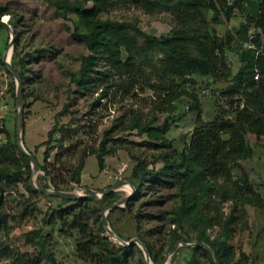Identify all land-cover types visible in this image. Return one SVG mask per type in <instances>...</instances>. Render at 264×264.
<instances>
[{"label":"rangeland","instance_id":"1","mask_svg":"<svg viewBox=\"0 0 264 264\" xmlns=\"http://www.w3.org/2000/svg\"><path fill=\"white\" fill-rule=\"evenodd\" d=\"M81 2L83 0H0V7L7 10V15L2 19L9 24L11 20L15 23L10 25V29L0 27V168L12 170L14 178L11 184L4 182L3 186V209L8 216L7 229L0 230V264H14V257L19 255L36 260L37 264H91L77 254L76 246L80 237L76 231H64L58 220L54 224L49 223L50 216L56 210L70 203L38 191L36 195H31L27 190L33 175L32 163L23 157L18 145V87L15 75L3 61L7 52L13 50L11 63L13 66L17 63V71L21 69L25 74L23 143L36 156L40 165H46L57 182L67 188L62 191L91 195L99 194L119 182L128 184L136 164L132 155L147 158L155 169L164 167L162 161L153 157L170 148L158 150L152 145L168 141L172 144L171 151H176L178 155L187 151L196 117L200 113L194 109V102L190 98L183 97L175 103L170 113L157 114L158 120L154 125L161 126L168 121L166 132L148 135L138 130L121 131L123 125L136 117L143 122L150 121L154 115L156 98L151 91L141 90L139 85L132 86L126 82L122 86L119 76L105 79L104 86L98 81L83 91L78 89L73 82V74L80 71L90 53L74 34L77 30L85 32L87 25L77 10L63 16L60 5ZM92 8L93 3H89L88 9ZM176 12V8L147 7L143 3L127 0L115 3L102 11L100 16L128 23L132 34H138L136 30L139 29L161 38L174 30ZM214 17V14L207 13L210 23ZM247 17V14L237 10L235 18L229 23L224 20L221 25L211 23V29L218 35H225L228 31L235 34ZM254 34L255 30L251 28L249 36ZM236 47L235 52L227 54L233 76L244 65L241 53L247 45ZM163 56L162 53H150L149 59L137 61H143L146 71L150 72L151 65ZM99 64L100 71L108 69L104 60H100ZM192 79H188L189 84L183 87L197 94L203 118L213 121L221 111L228 109L223 93L229 87L230 80ZM191 81H195L194 84ZM230 118L234 120V116ZM51 131H54L52 138L49 136ZM157 135L159 138H156ZM246 140L254 149L253 155L241 162V169L233 170V177L234 181L241 183L243 173L248 175L254 189L251 196L253 203H246L240 197H226L223 191L216 188L206 194L207 197L202 196L206 206L200 209L203 210L210 203V214L218 215L220 219L221 226L206 230L211 239L222 233L226 223L229 225L231 238L228 243L233 251L232 264H238L239 261L244 264H264V137L247 134ZM46 142L47 145L44 144ZM104 146L107 155L105 168L101 171L97 154ZM92 150L96 154L86 159L81 183L72 182V173L78 168L79 159L85 151ZM21 172L23 174L18 175ZM34 178L38 187L56 189L52 176H45L43 171L40 170ZM150 184H144L143 195L138 196L136 193L129 201L133 202L132 207L127 208L128 202L108 213L112 230L124 242H138L132 245L133 254L127 264H148L139 242L146 246L152 264H155L152 255L162 264H211L207 255L195 253L193 246L183 245L201 244L200 232L193 230L190 221L182 225L177 221L185 196L194 203L195 191L181 183H160L154 189H149ZM111 193L116 195L114 204L127 195H133V190L128 192L121 187ZM207 198L210 201L205 202ZM110 200L106 195L98 200L99 206L105 209ZM103 210L89 220L96 232L103 222ZM177 235L189 239L188 242H175ZM103 236L109 237L107 232ZM109 239L117 247L122 246L114 238ZM144 241L150 244L151 253ZM177 245L178 248L169 257Z\"/></svg>","mask_w":264,"mask_h":264},{"label":"trees","instance_id":"2","mask_svg":"<svg viewBox=\"0 0 264 264\" xmlns=\"http://www.w3.org/2000/svg\"><path fill=\"white\" fill-rule=\"evenodd\" d=\"M126 1L83 0L75 5L68 3L60 5L63 16L66 17L69 12L77 10L87 25L85 32L77 30L74 34L84 43L90 54L85 58L80 71L73 74V82L83 91L98 81L104 86L105 79L119 76L122 86L129 82L132 86L139 85L141 90L151 91L156 98L152 119L143 122L136 117L137 119L121 127L120 130L123 132L138 130L148 135L166 132L169 128L168 121L161 126L154 125L158 120L157 114L170 113L175 103L183 97H188L194 102V109L200 113L196 117L187 151L178 155L176 151H171L170 142L154 143L152 146L158 150L170 148L153 157L162 161L164 167L155 169L147 158L132 155L136 164L130 180L137 188L138 196L144 194L142 190L147 182L151 183L149 189L156 188L160 183L170 185L181 183L195 191L194 203L185 196L177 221L180 225L190 221L193 230L200 232L199 242L213 249L220 264H232L233 251L228 243L231 238L229 225L226 223L222 233L211 239L206 230L221 226L220 219L218 215L210 214L212 212L210 203L203 210L200 208L206 206L202 196L207 197L208 193L216 188L223 191L226 197H240L245 199L246 203H253L251 196L254 189L249 183L248 175L244 172L240 183L234 181L233 170L241 169V162L249 160L253 155L254 149L247 142L246 135L264 137V0H246L248 2L246 7L240 4L242 0H238L234 6H229L227 0H132L147 7L165 6L177 9L174 30L170 35L161 38L148 35L139 29L136 30L138 34H132L128 23L103 19L100 16L102 11L115 3ZM89 3H93L90 10ZM235 8L247 14V21L236 29L235 34L228 31L225 35H218L211 29V23L221 25L223 20L229 23L235 18ZM208 12L215 16L211 23L207 18ZM5 15L6 8L0 7V20ZM10 25L15 23L11 20ZM251 28L255 30L252 37L249 36ZM247 43H251L252 47H245L246 49L242 51L244 65L233 76L227 54L235 52L237 45L242 47ZM150 53H162L164 56L151 65V71L147 72L143 61L137 60L149 59ZM100 60L105 61L108 67L106 71L98 69ZM17 65L14 63L16 69ZM18 72L24 78V72L21 69H18ZM194 77L214 78L217 81L230 80L229 87L223 93L227 99L228 109L221 111L213 121H206L203 118L197 94L190 93L183 87L184 84H189L188 79L194 80L192 79ZM191 82L194 84L195 81ZM230 116H234V120ZM53 134L54 131H51L50 138ZM158 136L156 138H159ZM48 142L44 144L47 145ZM126 149L130 150L128 147ZM94 154H96L94 150L84 152L79 159L78 168L73 170L72 182L81 183L86 159ZM106 155L104 146L97 154L101 171L105 168ZM23 157L29 160L25 155ZM40 168L45 176H52L51 180L57 190L67 189L57 182V178L46 165H40ZM11 173L12 170L7 167L0 168V230L7 229L8 214L3 209V186L4 182L11 184L14 181ZM28 173H31L30 167ZM22 174L23 172L18 175ZM220 180L223 181L222 184L219 183ZM27 190L31 195L37 194L30 183L27 184ZM107 198L111 200L106 206L116 201L115 193L108 194ZM62 201L69 202V206L56 210L50 216L49 223L54 224L58 220L64 231L78 233L80 240L76 251L81 259L91 264H127L133 254V246L117 247L109 238L103 236L106 233L103 222L98 232L89 222L94 214L104 209L99 206L98 200L84 197ZM208 201L210 200L207 198L205 202ZM132 206L133 202L127 204V208ZM200 224L203 226L200 227ZM179 240L188 242L189 239L177 235L175 242ZM145 244L151 253L150 244L147 242ZM194 251L207 255L210 263L216 264L206 248L197 246ZM152 260L155 264H162L156 256L152 255ZM13 262L37 264L36 260L28 259L24 255L14 257ZM238 264L244 263L239 261Z\"/></svg>","mask_w":264,"mask_h":264},{"label":"water","instance_id":"3","mask_svg":"<svg viewBox=\"0 0 264 264\" xmlns=\"http://www.w3.org/2000/svg\"><path fill=\"white\" fill-rule=\"evenodd\" d=\"M0 27L6 28V29H10V24L8 22H6L4 19L0 20ZM12 51H9L5 54L4 56V63L5 65L8 67V69L15 75L16 79H17V87H18V91H17V104H18V108H19V113H18V145H19V149L21 151V153L23 155H25L32 163V178L30 180V184L33 187V189L35 191L50 195V196H55V197H59L62 199H66V200H77L80 198H84V197H89L95 200H102L106 195H108L111 192H114L118 189H120L123 185V182H119L116 185L105 189L103 191H101L99 194L94 193L91 195H81L79 192L73 191V192H68V191H61V190H57V189H47V188H42V187H38L35 183V175L41 170L40 168V164L38 162V159L36 158V156H34L30 151L27 150V148L25 147L24 143H23V133H24V127H25V116H24V110H25V104H26V99L24 96V87H23V78L20 75V73L17 71V69L12 65L11 63V55H12ZM127 183L132 187L133 190V195H127L125 197H123L122 199H120L119 201H117L116 203L106 207L103 212H102V219H103V224H104V228L106 230V232L108 233V236L110 238H114L118 243H120L123 247H130L132 245H134L135 243H138L136 241H131L129 243L124 242L111 228L110 226V222L108 219V213L110 211H112L115 208H119L123 205H126L137 193V188L133 185V183L131 181H127ZM107 237V238H109ZM140 245L143 247L145 253H146V259H147V263L148 264H152L151 262V258L149 255V252L146 248V246L144 244H142L141 242H139ZM183 245L186 246H193V247H197V246H202L204 248H206L209 253L214 257L215 261L217 264H220L215 252L213 251V249L211 247H209L208 245L201 243V244H186L183 243ZM179 245H177L174 250L170 253L169 257L176 251V249L178 248Z\"/></svg>","mask_w":264,"mask_h":264},{"label":"built area","instance_id":"4","mask_svg":"<svg viewBox=\"0 0 264 264\" xmlns=\"http://www.w3.org/2000/svg\"><path fill=\"white\" fill-rule=\"evenodd\" d=\"M238 0H227V4L229 5V6H234V4L237 2ZM238 3V2H237ZM240 4L242 5V6H244V7H246L247 5H248V2L245 0H242L241 2H240ZM236 7V6H235ZM238 9L237 8H235V12L237 11ZM247 45V47L248 48H251L252 47V44L251 43H247L246 44ZM255 79L257 80L258 79V74L255 76Z\"/></svg>","mask_w":264,"mask_h":264},{"label":"bare ground","instance_id":"5","mask_svg":"<svg viewBox=\"0 0 264 264\" xmlns=\"http://www.w3.org/2000/svg\"><path fill=\"white\" fill-rule=\"evenodd\" d=\"M122 187H123V189L127 190L128 192H130L132 190L131 187L128 184H125Z\"/></svg>","mask_w":264,"mask_h":264}]
</instances>
